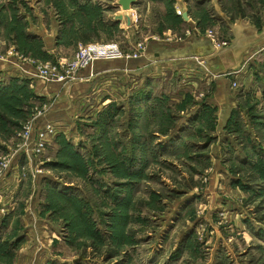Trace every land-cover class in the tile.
Here are the masks:
<instances>
[{
  "label": "rangeland",
  "instance_id": "1",
  "mask_svg": "<svg viewBox=\"0 0 264 264\" xmlns=\"http://www.w3.org/2000/svg\"><path fill=\"white\" fill-rule=\"evenodd\" d=\"M117 2L0 0V65L29 80L0 97V181L23 183L0 264H264V0H135L129 13ZM115 14L122 30L102 24ZM246 28L261 40L246 45ZM191 43L232 50L237 65L162 62ZM114 47L121 58L86 64ZM149 48L164 69L139 73L137 95L129 78L116 102L113 81L101 106L98 89L73 97L85 72ZM217 82L222 111L209 104Z\"/></svg>",
  "mask_w": 264,
  "mask_h": 264
},
{
  "label": "crops",
  "instance_id": "2",
  "mask_svg": "<svg viewBox=\"0 0 264 264\" xmlns=\"http://www.w3.org/2000/svg\"><path fill=\"white\" fill-rule=\"evenodd\" d=\"M98 3H99L98 5L99 6L101 5L104 9L107 8L108 4H106L105 1H99ZM116 8H119L118 4H117ZM125 13H129V11L125 12ZM118 17H122V16H117V14H115L114 18H112L111 20L104 18L102 20V24L106 25L108 27L113 26L115 28H120L122 30L123 29L122 28V21L118 20L117 19ZM127 20H129V18ZM131 25H132V23L130 21V23L128 24V27H132ZM243 35H244L243 37L246 39V45H249V46H251L254 41H257L260 38V36L251 28H246L243 32ZM39 36L42 38V40L45 41L48 53H51L53 51L54 47L52 45L48 46V42H47L48 37L42 36V35H39ZM51 38H52V40L56 39V34H52ZM259 40H261V39H259ZM169 49L171 51L168 53L169 55H167V56L172 57V58H166L164 56L163 57L164 59L162 60V62L165 63V61H167L168 62L167 64H171V65H173V63H177V59H178V61H182V62L186 63L185 67H187V66L191 67L192 66L191 61H192V58H194V57L206 60L210 70L216 71L217 73L218 72H225L227 70H231L234 68V66L237 65V61H236V58L234 55V51H232V50L231 51H222L221 50L222 53H219V52H214L212 49V51L207 52L201 43H199V44L198 43H196V44L191 43V44H187L185 46H182L180 48L181 53L179 52L180 54L178 56H176L177 52L176 53L173 52L176 48L175 49L169 48ZM160 50H161V48H159L158 50H155V51H154V49L149 48L147 53L144 55V57H142L140 59V61L132 62L129 64H127V63L126 64L121 63V64H116V65L108 64V63L99 64V68H96V70H94V74H92L91 76H89L87 72H85L83 74L82 84L80 85L82 88V91L79 92L80 90H78L76 92V94L72 93L73 97L78 98L81 96L80 94H83L84 97H88V96H92V95L96 96V90L98 89V92H99L98 99L100 102H102V103H100V106H101L107 100L106 99L107 89L109 88L108 86L111 85L110 82L113 81L112 85H117L118 83H120V87L118 88V90L120 91L121 96L115 98V102H116L119 99L124 98V96L122 94L124 87L122 84L124 81L127 82L129 80V78L131 79V80H129V83L131 86L130 87L131 88L130 98L133 97V95H137V94H135L137 92L133 93V84H132L133 82L132 81L135 78H138L139 73L145 74V75L146 74L151 75L154 73V70L156 71L161 67V65H160L161 61H157V59H156V55L159 53ZM163 50L168 51L167 48H164ZM262 51H264V46L262 48ZM247 52H248V46L246 48V54H247ZM173 58H176V59H173ZM164 63H162V64H164ZM161 69H164V68L161 67ZM21 73H23V75H21ZM12 76L14 77L13 80H11ZM22 76H25L24 72L18 71V74H16L15 70L12 71L11 68L2 67L0 65V88L10 87L12 85L20 84L21 83L20 81H22V84H23V80H26V79H22ZM5 78H11V79H9L10 81L9 80L6 81V80H4ZM26 81L29 82V80H26ZM220 83H218V82L216 83V86H215L216 97H213L214 99H210L209 104L217 107L218 110L222 111L224 109V105H226L225 103H227V101H226L227 96L224 95L225 94L224 92L226 90L225 83L224 82H220ZM221 87H222V90H221ZM69 89L76 91V89H78V83H76L75 85L70 84ZM51 90L54 91V89H51ZM54 93H56V92L54 91ZM102 96H104V98H101ZM37 97L39 99L44 100V101H48L50 99V94H48V93L46 94V91H45V93L38 92ZM103 100H105V101H103ZM59 101L60 102L58 104H60V105L63 104V103H61V101H62L61 98L59 99ZM110 102H111V100L108 101V103H110ZM231 102H229V103L231 104ZM96 104H98V102ZM65 111H66V109H63V108H59L58 110H56V112L51 114L52 120L60 119L56 122H61L62 119L64 118V115H67ZM46 119L44 121H42L41 124L45 123V121H47ZM51 122H53V121H51ZM41 124H40L39 128H40V131L42 132V130L44 128L41 126ZM18 164L19 163L17 162V165ZM22 164H20V166ZM50 181H53V180H50ZM22 187H23V183L14 185V183L11 180L10 181H8V180L0 181V193L3 195V197L0 196L1 201L4 199L6 201L5 204L8 205V208H6L7 214L5 215V213H0V229H4V230H6V232L8 231V227H6L5 225H9L7 222V219L9 220L11 214H13V216L15 215L14 214L15 210H16V208H18L17 198L19 197V195L22 191ZM39 192H40V190H39ZM5 194H7V195H5ZM23 220H24V218H23Z\"/></svg>",
  "mask_w": 264,
  "mask_h": 264
},
{
  "label": "built area",
  "instance_id": "3",
  "mask_svg": "<svg viewBox=\"0 0 264 264\" xmlns=\"http://www.w3.org/2000/svg\"><path fill=\"white\" fill-rule=\"evenodd\" d=\"M178 15L183 18V15L181 12H179ZM117 52H118V49L114 47V48H109V49L105 50L103 53L98 54L96 56H93V55L85 52L83 54V57H84V60H88V62L86 64H90L96 60H109V59H113V58H117V59L121 58L122 56L120 54L117 55Z\"/></svg>",
  "mask_w": 264,
  "mask_h": 264
},
{
  "label": "water",
  "instance_id": "4",
  "mask_svg": "<svg viewBox=\"0 0 264 264\" xmlns=\"http://www.w3.org/2000/svg\"><path fill=\"white\" fill-rule=\"evenodd\" d=\"M135 0H118V7L121 8V10H123L124 12L130 11L132 9V7L135 6ZM184 20L187 19L186 14L183 16ZM118 20H122V17H118ZM214 73H216V71H213Z\"/></svg>",
  "mask_w": 264,
  "mask_h": 264
},
{
  "label": "trees",
  "instance_id": "5",
  "mask_svg": "<svg viewBox=\"0 0 264 264\" xmlns=\"http://www.w3.org/2000/svg\"><path fill=\"white\" fill-rule=\"evenodd\" d=\"M25 83H27V81H24L23 80V85H25ZM12 86H15V85H12ZM11 87V86H10ZM10 87H5V88H0V97L1 98H9V99H11L12 98V93H13V91L15 90L14 88H12V89H8V88H10ZM6 89H8V90H6Z\"/></svg>",
  "mask_w": 264,
  "mask_h": 264
}]
</instances>
